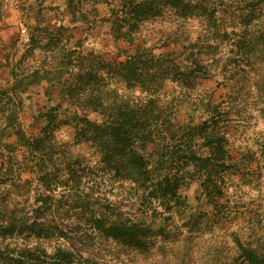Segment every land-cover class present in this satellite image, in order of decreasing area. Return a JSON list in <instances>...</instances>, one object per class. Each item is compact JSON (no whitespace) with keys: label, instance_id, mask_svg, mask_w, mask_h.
Masks as SVG:
<instances>
[{"label":"rangeland","instance_id":"1","mask_svg":"<svg viewBox=\"0 0 264 264\" xmlns=\"http://www.w3.org/2000/svg\"><path fill=\"white\" fill-rule=\"evenodd\" d=\"M199 1L216 11L214 23L166 8L161 15L141 23L131 33L130 43L115 36L111 8L118 5L117 0H72V7L68 0H0V90L9 92L16 80L34 70L50 77L60 72L66 80V70L71 63L79 62L78 57L85 65L93 66L98 59L122 60L137 46L155 54L173 53L187 67H193L196 60L204 65L205 76L190 88L168 84L167 98L176 99L180 118L190 119L198 114L196 103L200 99L206 102L208 93H213L214 102L223 112L220 124L226 129L234 165L225 174L223 195L218 198L224 217H215L213 207L201 196L199 181L192 180L180 190L189 204L187 213L210 216V229L195 230L201 224L185 227L187 219L175 216L173 225L182 232L174 233L176 242H160L143 255L106 239L90 223L93 216L101 214L146 217L150 207L147 201L142 202L141 190L104 169L91 144L75 140L74 107L80 116L91 120L99 121V114L73 105L75 101L59 82L43 79L24 91L17 89L22 129L36 137L49 124L51 135H46L49 138L42 158L51 175L64 183L50 192L34 180L29 188L23 182L32 178L23 172L26 151H9L5 144L14 142L15 136L0 135V204L15 207L19 214L25 211L34 220L35 199L50 194L66 236L39 241L31 236L14 239L3 234L0 264H14L15 249L39 244L48 251L57 246L74 250L80 260L76 264H82L80 255L98 264H179L173 249L186 235L193 246L188 264H207L214 246L224 250L217 264H231L227 257L233 253L230 232L250 234L253 228L264 237V53L254 43L258 30L264 29V10L252 15L243 0ZM104 77V87L129 99L141 96L139 89L126 88L112 74ZM2 102L16 107L5 98ZM51 111L56 116L54 122L45 117ZM2 121L0 116V129ZM67 168L73 170L71 176ZM12 180L18 182V187L12 185Z\"/></svg>","mask_w":264,"mask_h":264},{"label":"trees","instance_id":"2","mask_svg":"<svg viewBox=\"0 0 264 264\" xmlns=\"http://www.w3.org/2000/svg\"><path fill=\"white\" fill-rule=\"evenodd\" d=\"M243 1L252 15L264 10V0ZM204 3L199 0H117L118 8H111L115 36L131 43V33L141 23L161 15L166 8H172L188 18H202L214 23L216 11ZM68 6L72 7V0H68ZM241 41L239 39L238 43ZM254 43L264 53V29L258 30ZM78 58L79 62L71 63L70 69L66 70V80L60 72L50 77L34 70L24 75L23 79L16 80L8 88L9 92L0 90V116L3 120L0 135L5 138L15 136L14 142L5 144L9 151L22 148L27 153L23 160V172L32 175V178L23 182L30 188V181L35 180L50 192L64 183L60 177L51 175L42 158L49 138L46 135H51L49 124L42 128L38 136H28L17 113V107L21 105V100L15 95L17 89L21 92L47 79L62 83L66 95L75 101L73 105L99 114V121L91 120L86 115L80 116L74 107L75 140L91 144L99 153L104 169L141 190L142 202L150 204L149 214L147 212L146 217L138 219L119 213L93 216L90 223L102 236L145 255L160 242H176L178 237L175 234L182 232L173 225L175 216L187 219L185 227L201 224V228L195 230L206 232L210 229V216L202 212L198 215L187 213L189 204L180 190L192 180H198L201 196L213 207L215 217H224L218 198L223 195L225 174L234 165L226 129L220 124L223 112L210 92L206 102L201 103L200 99L196 103L199 111L195 118L182 119L176 99H168L169 92L166 91L168 84L193 87L198 78L205 76L204 65L193 60V67H187L173 53L155 54L149 48L140 46L122 60L105 62L98 59L93 66L85 65ZM104 74H112L128 89H139L141 96L129 99L115 89L104 87ZM2 98L16 107L7 106ZM45 117L52 122L56 119L52 111L47 112ZM67 171L71 176L73 170L67 168ZM17 178L20 181V175ZM17 183L12 180L14 187H18ZM56 209L54 197L50 194L35 199V208L32 209L34 220H30V214L25 211L19 214L15 207L0 204V236L10 235L14 239L31 236L39 241L65 237ZM251 229L250 234L237 230L230 232L233 253H228L227 257L231 264H264V237ZM190 239L186 235L173 249L179 264H188L193 248ZM223 251L214 246L207 264H217ZM12 253L16 255L12 259L14 264H76L80 261L78 253L60 246L48 251L39 244L15 249ZM80 259L82 264H98L81 255Z\"/></svg>","mask_w":264,"mask_h":264},{"label":"built area","instance_id":"3","mask_svg":"<svg viewBox=\"0 0 264 264\" xmlns=\"http://www.w3.org/2000/svg\"><path fill=\"white\" fill-rule=\"evenodd\" d=\"M22 33H23V35H25L24 33H25V29H22Z\"/></svg>","mask_w":264,"mask_h":264}]
</instances>
